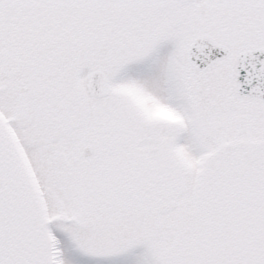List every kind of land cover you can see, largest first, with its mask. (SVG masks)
Returning a JSON list of instances; mask_svg holds the SVG:
<instances>
[{
	"label": "snow or ice",
	"instance_id": "obj_1",
	"mask_svg": "<svg viewBox=\"0 0 264 264\" xmlns=\"http://www.w3.org/2000/svg\"><path fill=\"white\" fill-rule=\"evenodd\" d=\"M0 264H264V0H0Z\"/></svg>",
	"mask_w": 264,
	"mask_h": 264
}]
</instances>
